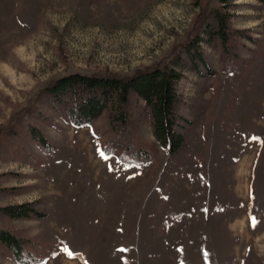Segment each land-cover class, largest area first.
<instances>
[{
    "label": "rangeland",
    "instance_id": "374dc122",
    "mask_svg": "<svg viewBox=\"0 0 264 264\" xmlns=\"http://www.w3.org/2000/svg\"><path fill=\"white\" fill-rule=\"evenodd\" d=\"M224 2L0 0V207L37 201L46 212L0 209V228L28 239L37 264H264V4L227 0L234 56L204 44L215 73L188 70L177 83L188 124L176 154L140 101L133 141L154 157L127 165L107 154L106 113L76 127L42 92L69 73L171 63ZM0 264L19 263L0 245Z\"/></svg>",
    "mask_w": 264,
    "mask_h": 264
},
{
    "label": "trees",
    "instance_id": "16d2710c",
    "mask_svg": "<svg viewBox=\"0 0 264 264\" xmlns=\"http://www.w3.org/2000/svg\"><path fill=\"white\" fill-rule=\"evenodd\" d=\"M225 2L227 0H224ZM264 4V0H257ZM221 9L206 13L188 39L181 45L171 63L138 68L131 74L69 73L51 80L43 89L47 104L65 122L76 127L92 125L103 113L114 133L107 154L115 155L121 163L142 165L154 157L147 147L133 141V100L144 103L147 109L152 135L169 155L182 151L186 146L185 128L188 120L179 112L181 103L177 83L186 71L198 75L214 74L204 50V44L219 45L226 56H234L229 28L230 13ZM35 143L47 150L52 143L34 127L29 130ZM37 201L0 207L11 218H35L46 215L37 207ZM0 245L19 264H37L41 257L31 250L28 239L0 228Z\"/></svg>",
    "mask_w": 264,
    "mask_h": 264
},
{
    "label": "snow or ice",
    "instance_id": "6c2138e0",
    "mask_svg": "<svg viewBox=\"0 0 264 264\" xmlns=\"http://www.w3.org/2000/svg\"><path fill=\"white\" fill-rule=\"evenodd\" d=\"M252 222H253V224H255V222H256L254 217L252 218Z\"/></svg>",
    "mask_w": 264,
    "mask_h": 264
}]
</instances>
